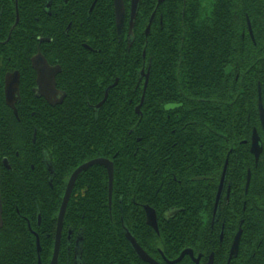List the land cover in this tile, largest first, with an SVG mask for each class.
Segmentation results:
<instances>
[{"label": "flooded vegetation", "instance_id": "obj_1", "mask_svg": "<svg viewBox=\"0 0 264 264\" xmlns=\"http://www.w3.org/2000/svg\"><path fill=\"white\" fill-rule=\"evenodd\" d=\"M238 1L181 0L184 28L191 31L203 15L227 5L236 7ZM141 2L132 20V0H123L119 28L115 0H0V264L103 261L92 254L87 221L91 216L77 205H83L81 193L90 191L96 175L102 180L96 189L108 193L107 209L111 215L118 213L120 264L128 260L126 252L137 257L128 264H152L138 256L127 232L158 264H264V169L258 167L264 151L260 83L258 125L252 126L250 116L240 122L252 127L250 135L239 141L233 135L237 121L231 122L229 136L219 129L227 122L211 118L205 99L187 104L188 87L181 91L186 95L181 101L153 103L148 151H138L139 136L127 143L135 148L133 152L110 149L107 135L100 145L85 141L82 147L75 136L70 141L83 125L88 129L93 124L107 126L108 121H98V114L106 109L112 89L121 81L111 69L123 68V58L104 55L103 48L114 43L99 25L111 20L112 39L124 40L131 48L144 20ZM152 2L154 9L144 27L146 37L154 24L164 27L163 12L168 10L160 9L167 0ZM110 8L112 18L107 17ZM245 14L247 33L255 43ZM109 60H118V65ZM127 61L137 71L135 87L142 82L143 93L139 101L131 98L119 108L141 116L145 74L149 73V82L154 60L143 53L142 67L137 56ZM168 104L180 105L167 109ZM161 105L163 111L158 109ZM69 110L89 113L90 119H62V113ZM139 122L122 120L118 131L125 132L127 126L131 135ZM107 131L102 127L104 134ZM255 131L261 147L258 158L252 151ZM99 159L108 162L93 163L79 173L62 213L73 173ZM83 175L85 184L79 180ZM125 191L132 192V197ZM128 220L134 222L133 228Z\"/></svg>", "mask_w": 264, "mask_h": 264}, {"label": "trees", "instance_id": "obj_2", "mask_svg": "<svg viewBox=\"0 0 264 264\" xmlns=\"http://www.w3.org/2000/svg\"><path fill=\"white\" fill-rule=\"evenodd\" d=\"M149 3L151 0H142L141 2L140 9L144 20L140 21V25L136 29L135 40L131 48H128L124 40L119 43L116 38L112 39L113 36L115 37V32H113L111 20L103 21L104 23L99 25V29H107L108 41L114 43V45L109 43L103 48L104 55L123 58L121 64L124 69L119 67L118 60H109L110 63L118 65L119 68L116 67L111 71L119 75L121 81L117 87L112 89L105 105L106 109L98 114V121H108L107 126L93 124L91 129H88L89 127L85 128L86 125H83L79 132L72 134L70 141H73L75 136L76 142L82 147H84L85 141H91L93 145H100L103 135H107L108 143L111 145L110 149L113 146L119 152H133L135 148L131 149L127 143L134 141L139 136L141 141L136 142V145L139 146L138 151H148L151 143L152 125L149 121L153 119V103L164 104L167 101H181L183 100L182 96L186 98V95L181 92L186 87L190 89L188 91L190 100L187 104L191 106L199 103L200 97L205 99L203 104L210 110L211 118L227 122L219 128L224 134L232 136L231 122L235 120L238 123L235 133H233L235 140L239 141L241 138L249 136L251 127L255 124L258 125L259 122L258 83L262 87L264 105V0H240L236 7L227 5L221 7L217 13L212 10L209 14L194 21L193 24L197 27L191 31L184 28L181 0H167L166 4L160 8L165 10L167 7L168 9L163 12L164 27L161 28L154 24L153 31L146 37L144 27L155 5L153 2V4ZM110 10L108 18L113 16L112 8ZM246 12L252 23L255 43L247 33ZM94 29H96L95 26L92 27L93 31H95ZM243 32H245L244 36ZM144 51L147 59L153 58L154 67L150 72L142 115L137 116L134 110L120 109L119 106L127 105L131 98H135L136 101L141 98L143 83L141 82L139 88L136 89L138 73L127 61V57H139L141 59L139 67H142ZM190 73L191 75H189ZM158 109L163 111L162 105ZM85 114V112L69 110L62 113L61 118L90 119V114ZM134 114L135 118H133ZM248 116L252 120V126L240 124V122L246 121ZM128 119L140 120L131 135L126 132L129 128L127 126L124 127L125 132L118 131L122 130L119 122ZM102 127L108 130L107 134L102 132ZM260 130L264 142V130L261 128ZM258 167L264 169V151ZM79 180L82 184L88 182L86 175H83ZM101 182L100 175L94 176L90 191L81 193L83 205H77H81L83 213L87 211L91 216L90 219H87L91 228V249L93 255L94 253L98 254L103 259L99 264H110L108 263L110 261L120 264L121 260L117 258L122 237L120 221L118 213L114 212L111 215L107 209L108 193L106 190L96 189V184ZM125 192L127 196L132 197V192ZM113 200L117 201L116 192H114ZM73 201L70 205L76 204L72 203ZM128 224L133 228V221L128 220ZM126 255L128 260L126 259L124 264L136 262L137 257L134 254L126 252Z\"/></svg>", "mask_w": 264, "mask_h": 264}, {"label": "water", "instance_id": "obj_3", "mask_svg": "<svg viewBox=\"0 0 264 264\" xmlns=\"http://www.w3.org/2000/svg\"><path fill=\"white\" fill-rule=\"evenodd\" d=\"M162 0H160L161 2ZM139 3H140V0H132V4H131V16H132V20L135 18L136 14H137V11H138V8H139ZM115 9H116V14H117V22H118V27L120 28L122 26V23H123V17H124V4H123V0H115ZM152 20V18H151ZM149 28H150V24L148 25L147 27V32L149 31ZM249 28H250V31L251 33L252 32V29H251V22L249 20ZM144 56H145V52H144ZM142 74H144V71L142 70ZM148 75L149 73H146L145 76H146V80H145V85H144V94H145V91H146V88H147V84H148ZM107 94L108 92H106V96L104 98V100L106 99L107 97ZM144 94L142 96V101H141V104L143 103V100H144ZM141 104L137 107V110L139 111L140 110V106ZM180 104H168L166 106L167 109H171V108H174L176 106H179ZM259 109H260V117H261V121H262V124L264 126V106H263V103H262V97H261V87H259ZM258 139H259V136L258 134L256 133V131L254 132L253 134V143H252V151L256 154V157L258 158L259 157V154L261 152V147L258 143ZM107 163L108 161L106 160H95V161H91V162H88L84 165H82L81 167H79L74 173L73 175L71 176L70 178V181H69V186H68V190H67V193L64 197V202H63V205H62V213H63V210L68 202V199H69V196H70V193H71V190H72V187L74 185V182L77 178V176L79 175V173L84 170L85 168H87L88 166H90L91 164L93 163ZM109 175H110V181H112L113 179V168H112V165H111V162H109ZM111 194L112 192L110 191V197H111ZM0 219H1V198H0ZM1 221V220H0ZM127 237L129 239V241L131 242L132 246L134 247L136 253L138 254V256L145 260V261H148L152 264H158L153 258H151L147 252L138 244L137 240L130 234V232H127ZM185 254L182 253L180 255V257L178 259H176L174 262H177L178 260H180L183 255Z\"/></svg>", "mask_w": 264, "mask_h": 264}]
</instances>
